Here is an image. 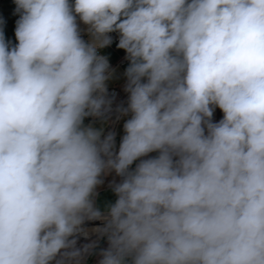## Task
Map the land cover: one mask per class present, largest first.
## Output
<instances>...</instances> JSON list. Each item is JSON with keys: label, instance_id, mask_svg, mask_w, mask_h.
<instances>
[{"label": "clouds", "instance_id": "clouds-1", "mask_svg": "<svg viewBox=\"0 0 264 264\" xmlns=\"http://www.w3.org/2000/svg\"><path fill=\"white\" fill-rule=\"evenodd\" d=\"M14 2L18 43L0 28V264H82L95 220L98 264H264V0ZM113 32L129 61L118 151L115 132L84 123L113 111L98 52ZM111 171L105 215L94 196Z\"/></svg>", "mask_w": 264, "mask_h": 264}, {"label": "crops", "instance_id": "crops-1", "mask_svg": "<svg viewBox=\"0 0 264 264\" xmlns=\"http://www.w3.org/2000/svg\"><path fill=\"white\" fill-rule=\"evenodd\" d=\"M70 2L74 3V0H70ZM19 18V14L16 12V4L14 0H0V28L3 29L6 42H9L11 46H14L18 43L15 37V28L16 22ZM77 23L82 30L81 35H83L88 41L90 37L84 31L86 26L79 21V18H77ZM117 44L118 43L111 44L106 48L100 49L101 53L104 56H107L109 62L113 64L117 63L120 58L126 55L123 49H119L117 47ZM128 65L129 63L123 66L116 67L112 71L111 79L106 82L107 87H118L120 91L118 101L116 103H113L112 105L113 111L110 114V117L107 120L86 117L84 121L85 125L92 124L97 129L103 128L104 135H106L109 131L115 132L116 151H118L121 138L125 134L123 125L125 121L130 118L129 114V116H121L120 119L117 120L116 117L118 113L115 111L118 105H123L124 107H127L129 94L124 91V86L127 82V78L124 73ZM156 155H158V153L156 152L149 153L147 157H142L141 159L155 157ZM137 163H139V160L135 161L130 167L134 169ZM101 179L103 180V183L97 186L95 190L96 194L94 196V200L95 205L102 211V213L106 215L108 206L114 204L117 199V196L113 192L112 187L110 185H112L113 182H121L122 177L117 176L114 171H111L107 175H102ZM89 237L90 235L87 238ZM96 242L97 247L93 250V253L91 255L85 257L82 264H98V261L101 258L99 255L100 250L106 249L108 247L107 237H100Z\"/></svg>", "mask_w": 264, "mask_h": 264}, {"label": "rangeland", "instance_id": "rangeland-1", "mask_svg": "<svg viewBox=\"0 0 264 264\" xmlns=\"http://www.w3.org/2000/svg\"><path fill=\"white\" fill-rule=\"evenodd\" d=\"M222 118H223L222 111L219 108H216L214 113H213V117H212L213 122H218ZM104 223H105V221H103V220L86 221L84 227L87 231H88V229H90V231H88L90 237L85 238L84 236H80L78 239L77 246L80 247V246L87 244V243H90L92 241H97L100 238V236L96 233H93L92 229L96 228V227H103Z\"/></svg>", "mask_w": 264, "mask_h": 264}, {"label": "built area", "instance_id": "built-area-1", "mask_svg": "<svg viewBox=\"0 0 264 264\" xmlns=\"http://www.w3.org/2000/svg\"><path fill=\"white\" fill-rule=\"evenodd\" d=\"M109 35L112 37V44L118 43V41H119V34L118 33L113 32V33H110ZM82 38L85 41H87V39L83 35H82ZM98 52L100 55H103L100 50H98ZM125 57H126V55H124L122 58H120L119 61L115 64L109 62L110 70L113 71L116 67L123 66V65L129 63V61ZM108 93H109V96L113 98V103H116L119 99V96H120V91H119L118 87H108Z\"/></svg>", "mask_w": 264, "mask_h": 264}, {"label": "bare ground", "instance_id": "bare-ground-1", "mask_svg": "<svg viewBox=\"0 0 264 264\" xmlns=\"http://www.w3.org/2000/svg\"><path fill=\"white\" fill-rule=\"evenodd\" d=\"M88 231H90V229H88Z\"/></svg>", "mask_w": 264, "mask_h": 264}]
</instances>
